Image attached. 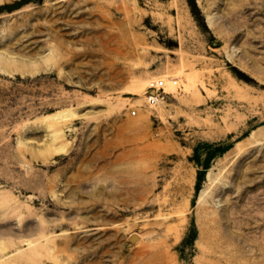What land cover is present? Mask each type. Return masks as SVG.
<instances>
[{
    "label": "rangeland",
    "instance_id": "374dc122",
    "mask_svg": "<svg viewBox=\"0 0 264 264\" xmlns=\"http://www.w3.org/2000/svg\"><path fill=\"white\" fill-rule=\"evenodd\" d=\"M0 264H264V0H0Z\"/></svg>",
    "mask_w": 264,
    "mask_h": 264
},
{
    "label": "built area",
    "instance_id": "2783aa9c",
    "mask_svg": "<svg viewBox=\"0 0 264 264\" xmlns=\"http://www.w3.org/2000/svg\"><path fill=\"white\" fill-rule=\"evenodd\" d=\"M172 84L173 86L178 85V81L175 79L166 80L164 78H155L148 82L147 90H146V106L149 108H155L158 106L160 101L163 99L164 95L166 94V90L168 87V83ZM132 116L138 115V110L133 109L131 111Z\"/></svg>",
    "mask_w": 264,
    "mask_h": 264
},
{
    "label": "bare ground",
    "instance_id": "6f19581e",
    "mask_svg": "<svg viewBox=\"0 0 264 264\" xmlns=\"http://www.w3.org/2000/svg\"><path fill=\"white\" fill-rule=\"evenodd\" d=\"M44 57V56H43ZM28 59V58H27ZM40 59V58H39ZM23 61V60H22ZM41 62H42V60H41ZM10 63H11V61H10ZM29 63H30V61H29ZM47 63V62H46ZM37 64H38V62H37ZM31 65V64H30ZM20 66H22V64L20 65ZM23 67V69H25L26 67H24V65L22 66ZM21 67V68H22ZM33 67H34V65H32V69H33ZM35 67H36V64H35ZM19 68V67H18ZM21 68H19V71H20V69ZM22 71V70H21ZM31 72V71H30ZM169 89H172L171 87H170V82L168 83V87H167V91L169 90Z\"/></svg>",
    "mask_w": 264,
    "mask_h": 264
},
{
    "label": "water",
    "instance_id": "95a60500",
    "mask_svg": "<svg viewBox=\"0 0 264 264\" xmlns=\"http://www.w3.org/2000/svg\"><path fill=\"white\" fill-rule=\"evenodd\" d=\"M133 239L135 240V239H137V237L135 236V237H133Z\"/></svg>",
    "mask_w": 264,
    "mask_h": 264
}]
</instances>
